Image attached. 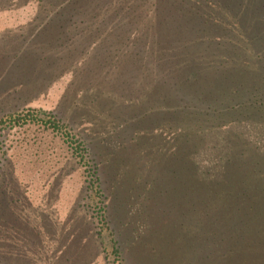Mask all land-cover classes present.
<instances>
[{"label": "trees", "instance_id": "trees-1", "mask_svg": "<svg viewBox=\"0 0 264 264\" xmlns=\"http://www.w3.org/2000/svg\"><path fill=\"white\" fill-rule=\"evenodd\" d=\"M36 1L54 10L36 36L45 46L27 53L21 64L27 73L59 69L79 49L87 53L94 39L119 40L142 24L153 32L148 51L167 56L171 65L169 77L134 102L142 117L128 119L130 110L121 121L137 127L124 141L125 163L136 165L114 169L117 182L108 185L93 152L98 164L89 189L96 195L99 226L112 236L114 263L128 264L119 227L123 222L130 230L126 220L146 216V207L133 206L141 197L151 199L149 215L157 228L151 242L163 247L166 258L178 264H264V0H149L151 9L141 0L128 16L112 11L115 0ZM104 52L96 49L92 60ZM20 59H8L4 73ZM129 72L116 78L122 86H131ZM166 132L174 134L165 149ZM151 134L159 140L154 159L146 160L140 149L133 156L129 144ZM156 213H164L162 226Z\"/></svg>", "mask_w": 264, "mask_h": 264}, {"label": "rangeland", "instance_id": "rangeland-1", "mask_svg": "<svg viewBox=\"0 0 264 264\" xmlns=\"http://www.w3.org/2000/svg\"><path fill=\"white\" fill-rule=\"evenodd\" d=\"M143 1L151 9L149 0ZM140 2L115 0L112 11L128 16L130 8L141 7ZM53 10L36 0H0V264H117L112 236L99 226L96 195L89 189L98 164L93 152L99 154L102 178L108 185L117 182L112 177L114 169L119 168V173L136 165L125 163L129 150L124 141L137 127L133 121H121L130 110L128 119L142 117L138 101L169 77L171 65L167 56L148 51L151 43L146 42H151L153 32L142 24L135 34L132 31L119 40L94 39L87 53L79 49L74 60L59 69L52 65L27 73L21 64L27 53L45 46V39L36 36ZM101 47L104 54L92 60ZM15 57L21 58L18 64L10 61L14 67L4 73L10 67L8 59ZM125 69L130 70L125 77L132 80L130 87L116 79ZM118 111L128 112L120 115ZM173 134L166 132L161 147L170 148L167 142ZM153 137L131 142V154L140 149L146 160H153L152 149L159 145ZM150 201L137 198L133 206L146 207V216L126 220L131 222L130 230L123 222L119 227L124 231L127 262L178 264L175 257H165L160 244L151 242V231L157 228L149 215ZM137 220L147 236L137 228ZM164 221V213H156L160 226ZM136 230L143 236L136 237Z\"/></svg>", "mask_w": 264, "mask_h": 264}]
</instances>
